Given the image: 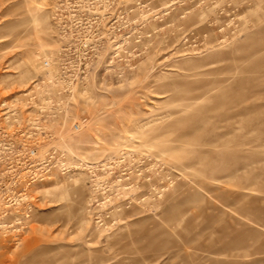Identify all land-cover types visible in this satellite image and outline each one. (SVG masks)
<instances>
[{
  "label": "rangeland",
  "instance_id": "374dc122",
  "mask_svg": "<svg viewBox=\"0 0 264 264\" xmlns=\"http://www.w3.org/2000/svg\"><path fill=\"white\" fill-rule=\"evenodd\" d=\"M61 51L81 56L70 93L43 78ZM44 92L54 136L30 140ZM12 124L0 264H264V0H0ZM31 141L64 151L50 178Z\"/></svg>",
  "mask_w": 264,
  "mask_h": 264
},
{
  "label": "built area",
  "instance_id": "2783aa9c",
  "mask_svg": "<svg viewBox=\"0 0 264 264\" xmlns=\"http://www.w3.org/2000/svg\"><path fill=\"white\" fill-rule=\"evenodd\" d=\"M81 56L78 54H73L72 52L69 51H61L56 59L53 60L52 59H45L43 61V67H44V81H47L48 83H51V81L55 80L57 81V88L60 89L63 92H72L73 88L76 87L77 82L75 81L74 83V78H72L73 75H79L82 71H81ZM48 92V91H47ZM47 92H44V94L42 95V98L37 100L36 96L33 95L30 96L29 99V107L32 108L34 106H39V111L41 110L40 114H37L35 116H33L31 114V110L29 112H27V116L24 119L23 122H25L22 126L23 131L21 133V136H25L26 138L31 139H39V138H53L54 136V132H52L51 130L47 129V127L45 126L46 123V118L42 116V112L46 113L49 117H51L52 115H49L47 113V110L50 109V106L53 104V100L51 98H49ZM27 95H29V93H26ZM68 102H65L64 100L59 102V107L62 106H67ZM63 108V107H62ZM61 108V109H62ZM10 111L6 110L4 111L3 114H5V119H8L7 121H9L10 119ZM36 114V113H35ZM18 115V114H17ZM16 115V117H17ZM15 116V115H14ZM4 120L2 122H4ZM0 135L4 136L10 140L13 139V137L18 138L20 135H17L15 131V124H12L11 128H9L10 126H5L2 127L0 126ZM14 127V128H13ZM81 127L80 122H74L72 125V129L74 131L79 130ZM34 144V145H32ZM22 154H26L28 157V166H29V171L30 174L32 175V182L37 181V180H45L46 178H50L55 171L57 170L56 164L54 163L53 160V156H57L60 154H63L64 151L60 148H56L55 146H52L50 149H48L46 151V153H44V157H40L39 156V151H40V147L39 145H36L35 142L30 143V145L28 144H24L23 146H21L20 148ZM45 151V150H44ZM39 156V157H38ZM60 169L64 172H66L67 170V166H65V164H62L59 166Z\"/></svg>",
  "mask_w": 264,
  "mask_h": 264
},
{
  "label": "bare ground",
  "instance_id": "6f19581e",
  "mask_svg": "<svg viewBox=\"0 0 264 264\" xmlns=\"http://www.w3.org/2000/svg\"><path fill=\"white\" fill-rule=\"evenodd\" d=\"M43 49H44L45 53L49 52V49H47L45 47Z\"/></svg>",
  "mask_w": 264,
  "mask_h": 264
}]
</instances>
